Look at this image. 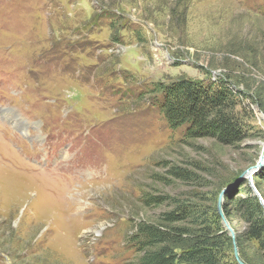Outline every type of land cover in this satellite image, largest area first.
<instances>
[{"label": "rangeland", "instance_id": "374dc122", "mask_svg": "<svg viewBox=\"0 0 264 264\" xmlns=\"http://www.w3.org/2000/svg\"><path fill=\"white\" fill-rule=\"evenodd\" d=\"M182 77L231 83L242 140L168 125L151 90ZM0 108V264H131L168 208L143 193L217 211L221 191L231 253L261 264L244 180L225 188L254 167L264 201V0H0Z\"/></svg>", "mask_w": 264, "mask_h": 264}, {"label": "trees", "instance_id": "16d2710c", "mask_svg": "<svg viewBox=\"0 0 264 264\" xmlns=\"http://www.w3.org/2000/svg\"><path fill=\"white\" fill-rule=\"evenodd\" d=\"M151 92L156 94L153 104L168 125L172 128L186 125L185 133L189 137L214 138L227 145L244 137V127L236 110L238 93L227 79L202 81L182 77L168 83L157 82ZM170 172L179 178L189 176L178 167H171ZM263 173L264 168L257 175ZM242 185H246L247 192L235 199V206L248 225L239 239L256 241L264 264L263 207L246 179ZM141 201L145 206L166 203L168 208L158 214L156 221L136 224L131 239L138 255L131 264H238L231 253V238L214 208L206 211L188 197L168 195L143 193Z\"/></svg>", "mask_w": 264, "mask_h": 264}, {"label": "water", "instance_id": "95a60500", "mask_svg": "<svg viewBox=\"0 0 264 264\" xmlns=\"http://www.w3.org/2000/svg\"><path fill=\"white\" fill-rule=\"evenodd\" d=\"M264 147V146H263ZM264 150V149H263ZM262 164V161H260L258 163L257 166H260ZM254 167H250L246 170H244L238 177H236L233 181H231L225 188L228 189L230 187V185H232L233 183H236V182H241V180L243 179H246L248 185L250 186L252 192L257 196L258 200L260 201V204L262 205L263 207V216H264V201L262 200L261 196L257 193V191L255 190L254 188V185H253V177H252V169ZM224 191H221V193L219 194V198H218V203H217V212L221 218V221H222V225L224 227V229L227 231V233H229L231 235L232 238H234L233 236V232H232V229L230 228V226L228 225V223L226 222L225 220V217H224V214H223V211L221 210V206H220V201H221V198H222V195H223ZM233 254H234V257L237 261L238 264H246L245 262H243L239 255H238V251H237V247L234 243V239H233Z\"/></svg>", "mask_w": 264, "mask_h": 264}]
</instances>
